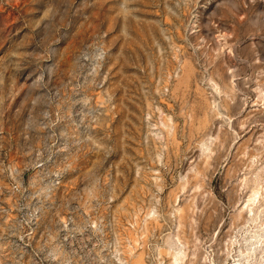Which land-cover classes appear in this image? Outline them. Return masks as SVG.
<instances>
[{
    "label": "rangeland",
    "instance_id": "1",
    "mask_svg": "<svg viewBox=\"0 0 264 264\" xmlns=\"http://www.w3.org/2000/svg\"><path fill=\"white\" fill-rule=\"evenodd\" d=\"M0 264H264V0H0Z\"/></svg>",
    "mask_w": 264,
    "mask_h": 264
}]
</instances>
